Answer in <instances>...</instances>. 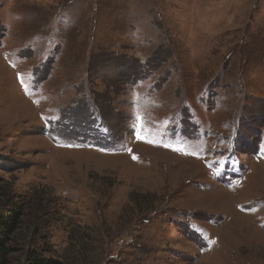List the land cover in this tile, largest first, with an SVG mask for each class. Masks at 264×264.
Wrapping results in <instances>:
<instances>
[{"label":"rangeland","instance_id":"rangeland-1","mask_svg":"<svg viewBox=\"0 0 264 264\" xmlns=\"http://www.w3.org/2000/svg\"><path fill=\"white\" fill-rule=\"evenodd\" d=\"M10 208L0 264H264V0H0Z\"/></svg>","mask_w":264,"mask_h":264},{"label":"trees","instance_id":"trees-1","mask_svg":"<svg viewBox=\"0 0 264 264\" xmlns=\"http://www.w3.org/2000/svg\"><path fill=\"white\" fill-rule=\"evenodd\" d=\"M23 216V212L19 208H10L0 214V255L7 256L14 250L10 246L13 242V236L16 235L22 224ZM28 261L27 264H57L32 252L29 254Z\"/></svg>","mask_w":264,"mask_h":264},{"label":"snow or ice","instance_id":"snow-or-ice-1","mask_svg":"<svg viewBox=\"0 0 264 264\" xmlns=\"http://www.w3.org/2000/svg\"><path fill=\"white\" fill-rule=\"evenodd\" d=\"M139 138V137H138ZM135 159V157H133Z\"/></svg>","mask_w":264,"mask_h":264}]
</instances>
